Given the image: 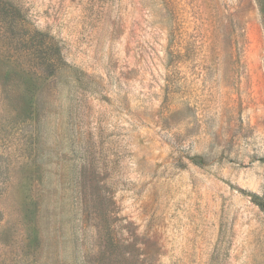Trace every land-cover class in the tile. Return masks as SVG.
<instances>
[{"label": "rangeland", "instance_id": "374dc122", "mask_svg": "<svg viewBox=\"0 0 264 264\" xmlns=\"http://www.w3.org/2000/svg\"><path fill=\"white\" fill-rule=\"evenodd\" d=\"M0 1V264H264V0Z\"/></svg>", "mask_w": 264, "mask_h": 264}, {"label": "trees", "instance_id": "16d2710c", "mask_svg": "<svg viewBox=\"0 0 264 264\" xmlns=\"http://www.w3.org/2000/svg\"><path fill=\"white\" fill-rule=\"evenodd\" d=\"M1 3L2 1H0V6L2 5L1 9L5 10L4 17H8L6 19H11V20L14 19V17L10 16L9 14L12 11V9H14V6L9 2H3V4ZM1 167H2V164H1V158H0V181H1L2 174H3V172H1ZM250 197L252 198V201L255 202L264 212V201L262 200V198L256 195H251ZM0 220H1V214H0Z\"/></svg>", "mask_w": 264, "mask_h": 264}]
</instances>
